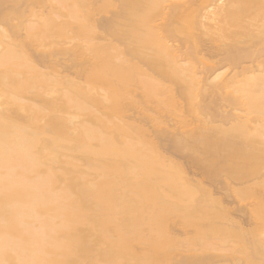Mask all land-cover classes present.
<instances>
[{
  "label": "bare ground",
  "instance_id": "bare-ground-1",
  "mask_svg": "<svg viewBox=\"0 0 264 264\" xmlns=\"http://www.w3.org/2000/svg\"><path fill=\"white\" fill-rule=\"evenodd\" d=\"M0 264H264V0H0Z\"/></svg>",
  "mask_w": 264,
  "mask_h": 264
}]
</instances>
